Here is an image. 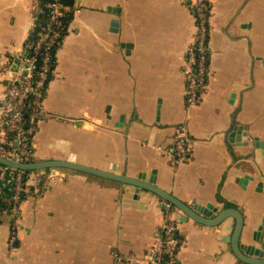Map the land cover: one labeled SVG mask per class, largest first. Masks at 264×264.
Returning a JSON list of instances; mask_svg holds the SVG:
<instances>
[{
	"label": "crops",
	"instance_id": "obj_1",
	"mask_svg": "<svg viewBox=\"0 0 264 264\" xmlns=\"http://www.w3.org/2000/svg\"><path fill=\"white\" fill-rule=\"evenodd\" d=\"M210 1L209 74L191 106L183 70L196 23L184 0H76L34 157L73 155L141 178L211 217L238 208L239 242L257 258L264 250V0ZM40 11V0H0V101L5 67L20 60ZM181 123L191 155L175 163L161 148ZM8 135L0 124V139ZM161 200L77 170L34 171L19 214L0 217V264H154ZM175 212L179 264H246L231 243L233 216L207 225Z\"/></svg>",
	"mask_w": 264,
	"mask_h": 264
},
{
	"label": "built area",
	"instance_id": "obj_2",
	"mask_svg": "<svg viewBox=\"0 0 264 264\" xmlns=\"http://www.w3.org/2000/svg\"><path fill=\"white\" fill-rule=\"evenodd\" d=\"M193 11L196 33L193 41L186 49L184 74L187 79L186 101L196 105L201 99L209 74L208 41L211 18L210 0H184ZM49 9L48 21L44 25H35L25 45V51L14 65L5 67L10 76L6 85V93L0 101L2 113L1 125H5L11 138L0 139V155L21 162H31L34 157L33 136L38 129V122L44 116L43 99L47 84L53 74V49L64 37V19L67 8L60 0H52L46 4ZM31 50V54L26 51ZM40 65L38 66V58ZM28 113V118L26 117ZM162 152L175 163L190 159L188 127L181 123L175 130L174 142ZM29 177V176H28ZM28 177L24 170L0 165V182L7 181L12 185V201L10 213L17 215L20 204L28 191ZM4 189L0 184L1 198ZM164 209L161 224V237L151 251L154 264H179L178 251L181 239L178 235L176 207L162 199Z\"/></svg>",
	"mask_w": 264,
	"mask_h": 264
},
{
	"label": "water",
	"instance_id": "obj_3",
	"mask_svg": "<svg viewBox=\"0 0 264 264\" xmlns=\"http://www.w3.org/2000/svg\"><path fill=\"white\" fill-rule=\"evenodd\" d=\"M0 165H6L24 171H38L51 168L72 169L98 177L119 181L121 183L129 185L130 190H135L137 193L141 189H146L160 196L162 199L169 201L176 208L181 210L185 214L181 217V220H184L188 216L200 223H204L207 225H217L223 222L227 217L233 216L236 219V224L233 228L231 243L237 257H239V259H241L246 264H264V250L256 251V254L258 255L257 258L249 256L251 255V251L254 249L244 248L239 242L244 224V218L241 210L238 208L227 207L221 210L215 217H211L212 213L210 211L201 209L198 206L191 207L180 199H178L177 197H175L174 195H172L171 193L164 191L163 189L157 187L151 182L144 181L141 178L130 177L124 173L102 170L89 165L78 163L73 155L66 160L47 159L35 160L31 162H21L0 155ZM126 195L129 196V192H127Z\"/></svg>",
	"mask_w": 264,
	"mask_h": 264
},
{
	"label": "trees",
	"instance_id": "obj_4",
	"mask_svg": "<svg viewBox=\"0 0 264 264\" xmlns=\"http://www.w3.org/2000/svg\"><path fill=\"white\" fill-rule=\"evenodd\" d=\"M50 1H52V0H40L41 11L38 13L37 25L42 26L48 21L49 9L46 7V4ZM60 1L67 8L65 19H64V36H65V34L68 31L69 23L72 20L74 12L76 10V0H60ZM33 38H35V36L31 35L30 40L31 39L33 40ZM59 44L53 49L54 50L53 51V54H54L53 66H54L55 58H56V56H55L56 50H57V47L59 46ZM26 54L30 55L31 50H28V52L26 51ZM37 65L38 66L40 65V57L38 58ZM25 118H28V113H26ZM8 136H9V138H11V134H9ZM32 172H34V171H25V174L28 177ZM0 184L2 185V187L4 189V193H3L2 198H1V214H0V217H1L4 214L10 213L9 208H10L11 201H12V191H11L12 185L7 183L6 180L1 181Z\"/></svg>",
	"mask_w": 264,
	"mask_h": 264
}]
</instances>
